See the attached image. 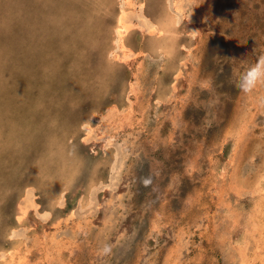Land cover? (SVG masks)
Listing matches in <instances>:
<instances>
[{"label":"rangeland","instance_id":"1","mask_svg":"<svg viewBox=\"0 0 264 264\" xmlns=\"http://www.w3.org/2000/svg\"><path fill=\"white\" fill-rule=\"evenodd\" d=\"M0 264H264V0H0Z\"/></svg>","mask_w":264,"mask_h":264},{"label":"bare ground","instance_id":"2","mask_svg":"<svg viewBox=\"0 0 264 264\" xmlns=\"http://www.w3.org/2000/svg\"><path fill=\"white\" fill-rule=\"evenodd\" d=\"M174 5V4H173ZM179 13V12H178ZM122 16H124V12L118 17V21H119V25H120V27H118V30H117V38H115L114 39V44H116V45H118V48H120V50L122 49V51H125V50H127L126 49V46H125V43H124V35L125 34H127L128 32H129V30H130V28L131 27H133V26H131L130 25V22H125L124 21V18H122ZM159 17V16H158ZM204 17V16H203ZM152 25H150V27H151ZM166 27V26H165ZM152 28H153V31L154 30H157L158 31V33L159 32H166L167 30H166V28L164 29V30H162V28L161 27H158L157 29H156V27L154 26H152ZM161 34V33H160ZM126 53V52H125ZM91 117H93V114L91 115ZM87 127V126H86ZM87 130V129H86ZM89 135V134H88ZM89 198V197H88ZM22 215V214H21ZM24 216V215H23ZM19 220V219H18Z\"/></svg>","mask_w":264,"mask_h":264}]
</instances>
